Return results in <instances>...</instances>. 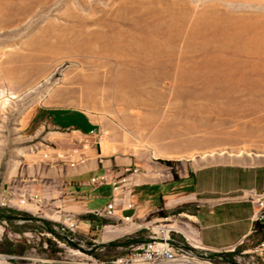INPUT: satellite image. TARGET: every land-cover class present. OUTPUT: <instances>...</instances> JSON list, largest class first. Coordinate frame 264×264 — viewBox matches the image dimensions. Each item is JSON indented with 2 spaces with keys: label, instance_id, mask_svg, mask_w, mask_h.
<instances>
[{
  "label": "rangeland",
  "instance_id": "obj_1",
  "mask_svg": "<svg viewBox=\"0 0 264 264\" xmlns=\"http://www.w3.org/2000/svg\"><path fill=\"white\" fill-rule=\"evenodd\" d=\"M7 1L11 7L9 15L0 17V200L3 180L12 191L25 171L36 165L41 170L49 167L44 163L48 161L42 148L54 144L58 139L51 135L59 133H47V127L34 134L25 131L28 118L39 106L84 112L95 129L82 142L90 143L100 164L122 171L137 162L149 176L181 180L185 193L177 207L189 205L193 210L201 209L211 202L209 196L241 195L245 189H264V80L260 78L264 67L260 71L246 68L242 72L248 75L245 81L251 85L248 93L243 87L235 92H221L217 82L208 86L206 77L210 74L185 77L180 73L189 59L215 53L230 56L220 46L187 51V38L182 37L177 39V48L166 54H151L149 50L117 54L52 38L61 26L90 24L91 27L102 17L110 23L104 27L110 38L117 27L123 31L130 29L138 36L139 32L131 29L130 19L112 17L117 0ZM177 1L195 9L216 3L228 13H259L264 17V0ZM231 56L240 60L255 58L251 52ZM213 74L223 76L226 72ZM3 97L8 98L5 105L1 102ZM166 160L172 161L170 166ZM186 183H191L189 189L195 194L188 193ZM17 202L20 203V196ZM39 215L51 221L58 218L46 211ZM141 221L146 222L148 234L166 224L175 230H189V238L199 243L197 225L183 214ZM33 234L17 236L0 222V237L25 243V238L30 240V246L24 250L26 258L12 257L7 259L9 262L23 264L34 258V264H58L55 261L102 264L94 262L93 256L88 257L81 249L72 251L56 242L49 250L45 240ZM86 239L79 242L84 249L89 247ZM56 247L60 251L53 252ZM127 252L129 249L117 248L99 251L107 261ZM205 253L215 264H226ZM4 254L17 253L3 252L0 247V259L5 258ZM235 258L239 264L252 261L241 252Z\"/></svg>",
  "mask_w": 264,
  "mask_h": 264
},
{
  "label": "crops",
  "instance_id": "obj_2",
  "mask_svg": "<svg viewBox=\"0 0 264 264\" xmlns=\"http://www.w3.org/2000/svg\"><path fill=\"white\" fill-rule=\"evenodd\" d=\"M43 127L48 128L47 133H59L51 135L58 139L54 144L42 148L48 161L44 163L49 167L41 170L36 165L29 169V172L25 171L12 191L3 180L1 194L7 206L37 217H40L39 214L43 211L54 213L58 216L57 219L66 212L70 213L77 219L78 233L83 237L95 239V244L106 243L140 229L143 230L142 236L148 237L146 222L141 220L157 209H162L165 214L153 215L149 219H168L177 214L187 216L189 221L197 225L196 234L199 243L210 256L234 248H237L238 252L247 254L257 243L256 236L249 235L253 226V207L240 194L209 196L207 199L211 202L201 209L193 210L189 205L177 207V203L185 193V190H182L184 186L180 184L181 180L172 177L159 179L149 176L147 172H142L133 178L132 193L136 207L132 210L118 211L111 216L100 215L105 221L100 224L93 223L91 228V223L83 218V215L105 205L111 190L109 178L118 175L121 171L108 168L107 164H100V158L93 155L90 143L82 142L83 139L90 138L95 129L94 122L84 112L74 108L39 106L28 118L25 131L34 134ZM185 186L189 190L188 193L195 194V191L189 189L191 183H186ZM25 190L38 193L40 201L37 205L31 201L18 205V196ZM128 214L134 217V221L122 220L121 217ZM52 220L56 219L52 218ZM21 222L22 220L15 221V223ZM181 230V228L177 229L190 237L189 230ZM28 231H14V233L17 236L27 237L25 232ZM25 240L27 243L30 242L29 238ZM17 241L19 240H13V242ZM130 247H117V249L126 250ZM98 250H103V247ZM24 255V252L4 254L5 258L0 259V264H14L7 259L12 257L24 259L26 258ZM85 255L91 257L88 253ZM92 259L94 262L105 261L95 257ZM31 260L32 262L23 264H34L35 259L31 258ZM165 262L157 261L153 264H177V260Z\"/></svg>",
  "mask_w": 264,
  "mask_h": 264
},
{
  "label": "bare ground",
  "instance_id": "obj_3",
  "mask_svg": "<svg viewBox=\"0 0 264 264\" xmlns=\"http://www.w3.org/2000/svg\"><path fill=\"white\" fill-rule=\"evenodd\" d=\"M10 8L7 0H0V17L9 15ZM111 11L113 18L130 19L131 29H135L139 35L135 36L130 29L123 31L117 27L113 31L114 38H110V34L104 30L110 23L102 17L94 21L91 27L90 24L61 26L53 32L52 38L117 54H129L138 50H149L151 54H166L177 48V39L182 37L187 38V51L206 49L208 45L220 46V49L230 56L215 53L208 57L189 59L180 73L185 77H198L201 73L210 74L206 77L208 86L217 82L221 92H235L239 87H243L244 92L248 93L251 85L245 81L248 75L242 72L246 71V68L260 71L264 67V17L259 13L232 14L216 3L195 9L188 3L177 0H117ZM239 52H251L255 58L240 60L231 56ZM242 60L243 63H236ZM196 66L198 68H195ZM218 71H224L226 75L213 74ZM217 78L221 79L215 81ZM260 78L264 80V75H260ZM1 102L2 105L7 104L8 98L3 97ZM152 249H159V241H152ZM198 256L208 259L200 260L196 258ZM179 258L182 263L177 264H215L205 254L193 255L187 251H179ZM176 260L177 256H167V259L150 258V264ZM146 263L147 260H140V264Z\"/></svg>",
  "mask_w": 264,
  "mask_h": 264
},
{
  "label": "built area",
  "instance_id": "obj_4",
  "mask_svg": "<svg viewBox=\"0 0 264 264\" xmlns=\"http://www.w3.org/2000/svg\"><path fill=\"white\" fill-rule=\"evenodd\" d=\"M142 173L137 162H133L124 167V169L116 176L109 178L111 187L108 201L104 206L92 211L95 215H115L118 211L132 210L136 207L133 200L132 186L133 178ZM20 203L23 205L28 201L37 205L40 201L38 193L25 190L20 195ZM241 196L250 202L253 207L252 219L259 222L264 228V189L257 191L254 188L245 189ZM1 205H7L3 199L0 200ZM123 221H134L132 215H123ZM53 227L59 229L60 233L64 235L65 239H58L49 232H38L37 234H46L50 236L57 244L70 247L72 251L79 252L78 247L71 246L70 242H79L83 239L78 233L77 219L70 213H64L60 219L52 220ZM179 233V235L175 234ZM26 235L32 237L33 233L28 231ZM95 243V239H91ZM152 241H159V249H152ZM80 245V244H79ZM93 245V244H92ZM81 246V245H80ZM73 247V248H71ZM203 249L201 244L187 237L184 233L175 230L173 227L161 224L157 231H153L148 235V240L137 245H132L129 252L115 256L109 261L102 262V264H140V260H147L150 264V258L167 259V256H177V263H182L179 258V251H187L196 254H205L199 252ZM252 259L251 264H264V235L254 245V247L247 252ZM44 262L43 259H40Z\"/></svg>",
  "mask_w": 264,
  "mask_h": 264
},
{
  "label": "trees",
  "instance_id": "obj_5",
  "mask_svg": "<svg viewBox=\"0 0 264 264\" xmlns=\"http://www.w3.org/2000/svg\"><path fill=\"white\" fill-rule=\"evenodd\" d=\"M165 163L167 165H171V160H166ZM251 171V170H249ZM254 172H259V169H254ZM176 178V176H175ZM160 202H162L160 200ZM164 211L162 209H157L156 211L150 213L147 218H150V216L153 215H164ZM83 218L88 219L91 223V228H93V223L100 224L105 221V219L101 218L98 215H95L93 212H88L83 215ZM16 220H22L21 223H15ZM0 222H4L7 227H9L10 230L13 232H22L25 230L32 231L34 233L38 232H49L53 236H55L58 239H65L64 235L60 233L59 229H55L53 227L54 222L46 219L44 217H37L34 215H31L25 211L7 206V205H1L0 204ZM143 230H137L131 234L115 238L113 240H110L106 243H99L95 244L91 241V239H86V242L89 244V247L87 249H84L81 247L78 242H70L69 244L74 247H78L82 251L92 255L95 258L102 259L107 261V258L105 256L100 255L98 248L103 247V249H109V248H117V247H130L132 245H136L142 242H145L148 240V237L142 236ZM251 236H256L257 242L263 237L264 235V228L263 226L257 222L253 221V226L251 233L249 234ZM40 237L45 240L47 243V249H52V245L56 244L55 241L50 237L43 234H40ZM248 237V236H247ZM85 239L86 237H80ZM93 244V245H92ZM30 245L29 243L25 242H13L10 239H7L4 235L0 237V247L1 251L3 252H10V253H17L22 254L26 248H28ZM128 250V249H126ZM53 252L60 251V248H54L52 250ZM237 248H234L233 250H226V251H219L216 253L211 254L214 258L218 259L219 261H223L226 264H239L236 261L235 255L238 254ZM58 264H71V263H65L61 261H55Z\"/></svg>",
  "mask_w": 264,
  "mask_h": 264
}]
</instances>
